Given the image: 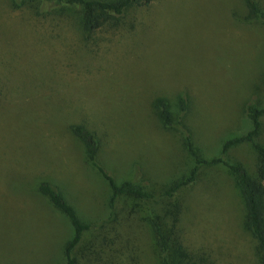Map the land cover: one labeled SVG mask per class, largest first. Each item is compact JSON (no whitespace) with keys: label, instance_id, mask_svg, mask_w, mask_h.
Returning a JSON list of instances; mask_svg holds the SVG:
<instances>
[{"label":"rangeland","instance_id":"1","mask_svg":"<svg viewBox=\"0 0 264 264\" xmlns=\"http://www.w3.org/2000/svg\"><path fill=\"white\" fill-rule=\"evenodd\" d=\"M246 12L242 0H154L130 9L132 32L104 26L79 50L67 21L38 19L0 0V32L13 34L0 46V264H65L73 230L39 191L45 180L84 222L108 216L109 185L69 123L93 126L103 140L100 159L117 182L137 180L156 191L166 179L154 180L157 163L176 159L180 173L194 164L181 119L208 159L251 128L245 103L264 107V26L243 21ZM157 96L171 104V127L155 113ZM225 158L254 171L250 143ZM198 177L180 218L185 248L206 264H259L233 175L215 164L200 167ZM142 227L132 236L134 250H142L136 264H158L149 227ZM104 229L85 233L79 264L129 261L104 243Z\"/></svg>","mask_w":264,"mask_h":264},{"label":"trees","instance_id":"2","mask_svg":"<svg viewBox=\"0 0 264 264\" xmlns=\"http://www.w3.org/2000/svg\"><path fill=\"white\" fill-rule=\"evenodd\" d=\"M14 11L27 9L38 19L51 21L64 20L73 27L81 47H86L92 35L104 26L121 27L132 32L134 28L129 16L130 9L148 7L154 0H7ZM246 7L243 21L264 26V0H242ZM13 34L0 32V46ZM4 42V43H3ZM181 111L185 112L188 102L185 96H179ZM152 105L159 120L166 127L173 125V111L165 96H157ZM244 113L251 122V128L244 134L226 140L221 155L213 158L204 157L193 141L190 129L183 120L186 133L184 146L193 166L181 172V164L176 159L157 163L156 179L166 177L158 190L148 187L137 180L117 182L115 176L106 168L102 159L103 140L89 123H69L70 131L83 145L86 161L102 176L109 185L107 201L108 216L100 223L84 222L75 207L49 181L40 183L39 191L48 197L50 203L60 210L69 220L73 230L72 237L64 247L65 264H79L75 252L83 236L92 227L103 228V241L112 251L122 257L126 254V264L138 263L142 250L132 247L137 241L135 227L147 226L154 241V255L158 264H206L203 254L188 251L182 239L180 218L188 205L189 189L199 177L200 167L222 164L233 175L240 193L243 206V226L256 242V256L259 264H264V143L260 140L263 132L264 107L257 101L245 103ZM48 122L49 120H45ZM188 128H186V127ZM242 143H250L256 153L254 171H249L240 162H229L225 155L230 148ZM132 158V157H131ZM136 159V156H134ZM118 163V162H113ZM150 172H154L151 165ZM120 205V207H119ZM103 222V223H102ZM143 228V227H142ZM114 244H119L117 249ZM199 255L200 257L196 256Z\"/></svg>","mask_w":264,"mask_h":264}]
</instances>
